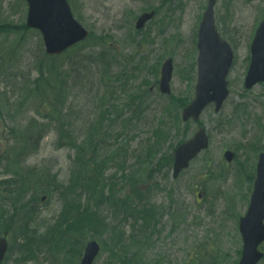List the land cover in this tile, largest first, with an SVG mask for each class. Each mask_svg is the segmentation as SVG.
Wrapping results in <instances>:
<instances>
[{
    "label": "rangeland",
    "instance_id": "rangeland-1",
    "mask_svg": "<svg viewBox=\"0 0 264 264\" xmlns=\"http://www.w3.org/2000/svg\"><path fill=\"white\" fill-rule=\"evenodd\" d=\"M190 1V0H189ZM204 3L205 0H200ZM233 1L235 2L234 8L232 7ZM75 13L80 16V19L84 22L85 26L93 32L91 41L86 45H82L80 48L82 51H89L92 47H103L109 44L121 43L123 44L118 48V44L112 46L107 50V54L115 56L121 49H133L134 46L131 41L134 39V27L133 20L135 16L148 7L161 5L163 9L168 8L170 5L168 0H71ZM15 3L13 6L12 4ZM95 3L98 5L97 10L93 11ZM107 10V16H105ZM171 10V9H170ZM261 14L259 3L255 1H242V0H220L218 4V15L221 16L223 22V29L227 32L228 36L233 40L237 52L238 59L237 65L232 71L233 75V104L229 106V111L233 112L238 108H246L245 114H243L244 123L247 124L248 133L242 135L233 132V136L227 137L223 141H218V134H214V139L219 143L214 148V153L219 154L222 148H233V144L237 141L246 142L250 140L252 133L257 128L254 134V139L259 141L263 137L264 133V85L257 87L253 92L246 94L243 93L242 79L245 70V61L248 57V49L246 46L248 33L251 31L252 26L256 18ZM27 7L24 0H0V106L4 107L8 105L11 100L9 97L13 93H25L28 88V84L25 82L26 77L31 78L33 84L37 83V78L41 72L48 70L49 62L44 57L43 44L41 37L36 30H28L25 33H17L13 31L8 23L14 24L20 23L26 19ZM114 29V30H113ZM143 35L146 40V34ZM127 37L131 38V41ZM20 40V43H19ZM158 46H152V50H155ZM79 48V50H80ZM99 49H96V51ZM72 52V53H71ZM78 51H70L67 55L57 60L59 64H69L72 62L71 58H76ZM118 55V54H117ZM159 57L155 55L152 62V72L155 74ZM189 58H186L185 62L188 63ZM139 67H142L140 62L133 60ZM187 63H182L180 69H177L176 79L174 78V87L176 91H183L185 95H190L193 92L195 69L192 66H187ZM52 65V64H51ZM126 65V68L131 67L130 61L127 60L126 64L123 60L122 65H116V70H122ZM148 65V63H147ZM81 70L84 67H79ZM147 71L142 72V76L146 75ZM141 78L130 81L129 84L135 83L137 85L142 84L139 82ZM25 84L22 86V84ZM154 83L155 82H150ZM93 84L94 89L90 88ZM117 88L115 92L120 95L121 84H114ZM21 88V91L18 89ZM153 88V87H152ZM154 95L150 94L148 99L150 104L148 118L144 120V123L140 129V137H145L148 134L154 133L155 128L151 125V121L156 116H162L164 125L157 131V136H162L163 142L155 149L158 153V159L171 155L173 137L179 134V140H181L183 130L180 124L175 123L173 120L174 113L178 110L176 101L173 98H167L163 96L158 90H154ZM103 91L99 92L96 82H90L84 85L83 82H79L78 86H74V89L69 91L68 108L70 110V119L72 121V132L77 137L83 133L90 122L98 116V104L97 96L102 95ZM125 96L120 95L118 101H121ZM42 104L39 101L33 99L27 104L25 111L18 114L15 118H12L9 114L0 116L3 123L8 126H19L18 129H23L29 120L43 121L38 115L39 111L43 109ZM18 108H14L15 112ZM174 112V113H173ZM17 114V113H16ZM15 114V115H16ZM237 119L239 124L241 121L234 117L232 120ZM139 129V130H140ZM39 131L38 128H36ZM138 130V131H139ZM19 135V134H18ZM231 135V133H229ZM21 136V135H19ZM18 136V137H19ZM59 136V129L56 125L51 127L48 132L45 133V139L41 140L39 147L31 142L28 148L27 159L23 165L18 169V175L15 177L17 180H25L31 183L36 190H39L44 184L51 185L52 190L48 191L45 201H40L41 215L33 224H23L20 226L19 221L16 222L18 212L12 214V217H5L11 208L19 210L21 220H23V212L18 206H12L8 203L7 194L3 192L0 194V224L7 223L5 226L0 227V230L13 227L12 236V250L18 252L25 248L26 251H43V256H48L50 260V254H55L53 259H57L60 255H63L64 251L70 250L77 261L79 253L82 250L84 241L91 238L103 240L106 245L113 246L114 231L122 230L127 226L125 224L118 229H114L111 221V215L108 206H102L100 208V219L96 220L97 225L82 224L78 225L77 222L84 219V216L74 217L68 222L63 224L60 233H55L48 237L50 241H53L50 246L42 235L47 225H51L53 221L59 215L62 206H66V187L71 180V159L69 154H73V151L69 148H58L56 146ZM153 137L148 143L154 144L158 141V137ZM178 138V136H177ZM148 146L146 145L139 155H135L133 159L142 165L143 167L154 168L155 158L147 153ZM235 149V148H234ZM236 150V149H235ZM237 151V150H236ZM22 153V151H21ZM203 155V154H202ZM200 156L192 166L198 170L204 164V157ZM246 150L237 151L238 166L231 167L228 172L227 178L219 179L220 184H228L232 178L234 180L233 186L228 190L235 191V194H231L228 190L224 193V198L231 201L230 196L238 199L242 198V195L248 190V186H245L242 173H240L239 166L247 164V167L253 163V156ZM191 166V167H192ZM53 169L57 171V174H53ZM2 172L3 169L0 168ZM193 171L186 172L182 179H185ZM10 178V176H7ZM237 183V185H235ZM79 184H85V182H79ZM239 184V191L236 192V188ZM175 186V185H174ZM186 185L181 184L183 188V199L191 206V210L186 209L182 203L180 206H174L171 211V215L183 220L179 234L176 238L164 243L163 237L166 230H171V224L165 220L169 218V215L163 217V221L157 219L153 221L149 219L147 229L140 234L135 235L140 241L139 245L133 240V234L124 233L126 252L123 255L127 264H233L235 260V246L226 228V210L225 204L216 202L215 206H212L206 202L205 198L200 203H197V198L193 195V190L189 189V193L185 191ZM19 189V188H18ZM33 190V188H31ZM152 193L154 198L159 202H163L157 206H169L168 197L161 194L157 186L152 185ZM77 192H84V201L97 202L99 193L88 194L86 190L81 188L76 190ZM139 192V191H138ZM137 192V193H138ZM38 193L33 196L36 197ZM167 197V198H166ZM214 197V195H213ZM223 201V200H222ZM245 201V199H244ZM246 208H243V213ZM240 212L236 211L234 214V224L232 225L235 236H238L237 225L240 220ZM30 217L27 221H30ZM176 225V224H175ZM129 228V227H128ZM16 229V231H15ZM129 230V229H128ZM121 233V231H120ZM39 234V236H37ZM69 235L72 238H69ZM139 235L141 238H139ZM120 236V235H119ZM11 240V238H10ZM24 240V242L22 241ZM123 240V239H122ZM199 257L196 259L197 255ZM205 254V255H204ZM16 255H19L16 253ZM107 253L104 252L97 264H112L110 261H105ZM176 257H181L175 260ZM196 261L194 262L193 260ZM29 261L26 264H52L53 261L42 262L39 259H27ZM262 263V262H261ZM7 264H11L9 261ZM114 264V263H113ZM264 264V262H263Z\"/></svg>",
    "mask_w": 264,
    "mask_h": 264
},
{
    "label": "water",
    "instance_id": "water-1",
    "mask_svg": "<svg viewBox=\"0 0 264 264\" xmlns=\"http://www.w3.org/2000/svg\"><path fill=\"white\" fill-rule=\"evenodd\" d=\"M31 4V12H30V22L33 21L34 16L39 13L44 7L47 9H57L62 12V0H29ZM264 49V24L262 29L259 31L258 38L255 42L254 51L256 57V66L258 67V62L261 61V51ZM226 50V53L223 51ZM232 63V53L229 51L226 45L223 46L221 52L218 53L216 60L214 62L213 68L203 69L200 74L199 88H198V98L194 103L195 106H203L208 99L214 98L217 101L223 100L228 91H227V82L225 80L226 74L229 70V67ZM260 67V66H259ZM254 73V72H253ZM170 74V69L166 70L164 74V81L167 80ZM255 75V73H254ZM213 91L214 94L210 95L209 92ZM259 190L255 194V201L259 206H256L257 211L258 207L261 209V214H249L248 220H250V216H253L254 220H257L258 217L263 215L264 213V199L258 197ZM255 211V212H257ZM256 221H252L255 223ZM5 251V243L0 240V261L2 259L3 253Z\"/></svg>",
    "mask_w": 264,
    "mask_h": 264
},
{
    "label": "trees",
    "instance_id": "trees-1",
    "mask_svg": "<svg viewBox=\"0 0 264 264\" xmlns=\"http://www.w3.org/2000/svg\"><path fill=\"white\" fill-rule=\"evenodd\" d=\"M46 85L49 86L47 81H46ZM47 91L49 92V91H51V89L49 88ZM54 112L60 114L62 111H61L60 109H54ZM97 131H98V129H97L96 127L93 126V127H92V130L90 131V135H93V134H94L95 132H97ZM93 137H94V136H93Z\"/></svg>",
    "mask_w": 264,
    "mask_h": 264
}]
</instances>
